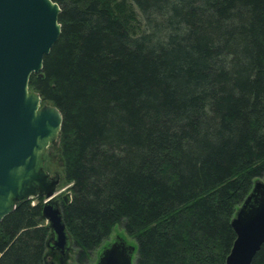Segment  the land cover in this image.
I'll return each mask as SVG.
<instances>
[{"label": "trees", "instance_id": "16d2710c", "mask_svg": "<svg viewBox=\"0 0 264 264\" xmlns=\"http://www.w3.org/2000/svg\"><path fill=\"white\" fill-rule=\"evenodd\" d=\"M54 1L61 34L29 86L63 114L76 262L120 223L135 264H226L264 176V0ZM43 206L21 200L0 221V264L65 258Z\"/></svg>", "mask_w": 264, "mask_h": 264}, {"label": "water", "instance_id": "95a60500", "mask_svg": "<svg viewBox=\"0 0 264 264\" xmlns=\"http://www.w3.org/2000/svg\"><path fill=\"white\" fill-rule=\"evenodd\" d=\"M61 6L54 0H0V221L21 200L44 198L43 216L54 233L53 249L72 248L59 195L61 176L42 165L48 146L59 138L61 110L30 89L32 74L42 73L45 55L61 34ZM65 203L70 191L62 194ZM237 237L226 264H251L264 244V181L257 180L232 221ZM124 239L116 237L98 264H135Z\"/></svg>", "mask_w": 264, "mask_h": 264}, {"label": "rangeland", "instance_id": "374dc122", "mask_svg": "<svg viewBox=\"0 0 264 264\" xmlns=\"http://www.w3.org/2000/svg\"><path fill=\"white\" fill-rule=\"evenodd\" d=\"M139 23L137 22V32H140L142 29H144V21L139 13ZM46 161H47V166L50 172L52 173H58L61 176V184L59 185V188L65 189L62 191V193L68 192V183L65 180V175H64V169H63V161L60 153V145H59V139H56L51 143L47 149L46 152ZM258 180L264 181V176L258 178ZM36 202V201H35ZM34 203V202H33ZM116 237L124 239L130 246L135 247V250L133 252V261L135 262V258L137 255V248H138V243L137 240L133 237H131L124 229V227L120 224L117 223L114 226L113 232L111 236L103 242V244L94 251L93 256L90 260L89 263L87 264H98V258H99V253L110 243L113 242V239ZM48 260L52 264H60V262H63V264H78L75 260V249H71L68 251L67 255L65 258L62 259V256L60 254H55L54 255H48Z\"/></svg>", "mask_w": 264, "mask_h": 264}, {"label": "flooded vegetation", "instance_id": "af4514ba", "mask_svg": "<svg viewBox=\"0 0 264 264\" xmlns=\"http://www.w3.org/2000/svg\"><path fill=\"white\" fill-rule=\"evenodd\" d=\"M53 143V142H52ZM49 147V146H48ZM48 149V148H47ZM46 152H47V150L45 151V154H46ZM44 154V156H43V161H42V165L47 169V171L51 174V176L53 177V176H55L56 175V172L55 173H52V172H50L49 171V169H48V166H47V161H46V155ZM61 199H59V202L61 203V201H60Z\"/></svg>", "mask_w": 264, "mask_h": 264}]
</instances>
